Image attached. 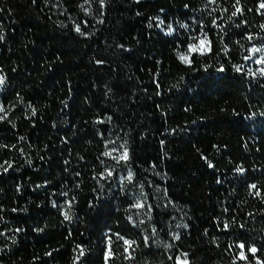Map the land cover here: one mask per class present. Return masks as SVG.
Returning a JSON list of instances; mask_svg holds the SVG:
<instances>
[{"label":"trees","instance_id":"obj_1","mask_svg":"<svg viewBox=\"0 0 264 264\" xmlns=\"http://www.w3.org/2000/svg\"><path fill=\"white\" fill-rule=\"evenodd\" d=\"M77 2L82 0H37L36 4L0 0V75L6 77L0 86V104L6 113L0 115H7L0 121V145L9 146L0 148V164L5 160L13 164L7 174L0 168V206L5 209L0 213L4 217L0 232L7 234L0 236V264H77V245L86 254L79 257V264H104L108 228L119 221L123 231L130 229L128 204L116 184L111 190L105 184L102 192H93L99 190L91 179L93 170H102L97 157L108 140L116 146L127 141L136 179L153 185L146 189L152 193L148 203L161 206L157 209L161 214L151 222L132 210L135 219L145 220L139 232L149 234L160 221L165 232L182 233L176 243L194 254L195 264H231L235 252L226 250L231 240L216 229L217 223L231 216L237 219L233 231L244 223L247 236L257 246L264 245V202L246 188L250 183L264 188V116L260 115L264 79L257 72L261 65L243 60L249 44L239 35L242 29L228 28L232 39L240 41H229L232 62L243 64L245 72L250 67L256 78L234 70L222 75L214 67L208 73L202 68L192 71L177 59L174 41L185 35L179 23L195 27L193 18L207 22L209 17L202 11L206 0H105L102 17L98 0H93L88 17L72 6ZM233 2L223 0L230 9ZM259 2L241 0L245 9H252L242 19L248 21V31L264 36ZM65 8L70 19L61 14ZM165 16L166 23L177 28L175 36H165L156 27V17ZM81 19L89 21L87 38L74 31V23ZM211 38L218 46V36ZM254 43L264 41L254 39ZM121 44L130 51L122 50ZM98 59L105 63L97 64ZM218 62L224 61L215 55L203 61ZM253 112L256 115L247 118ZM107 115L113 116L111 123H95ZM97 130L104 133V140ZM201 154L214 168H208ZM237 166L246 169L243 177L235 171ZM117 171L120 177L127 174V169ZM217 178L222 183L217 184ZM163 189L172 203L164 199ZM63 191L68 196H61ZM133 191L139 195V184ZM98 194L102 199L96 200ZM73 196L71 222L64 221L52 201L63 205ZM90 200L99 207L89 208ZM12 208L18 211L13 213ZM177 224L189 227L177 228ZM17 227L23 231L14 233ZM139 232L131 229L130 234L139 241ZM165 232L155 235L150 250L140 244L132 253L135 259L117 255L109 264H172L163 247L172 242Z\"/></svg>","mask_w":264,"mask_h":264},{"label":"snow or ice","instance_id":"obj_2","mask_svg":"<svg viewBox=\"0 0 264 264\" xmlns=\"http://www.w3.org/2000/svg\"><path fill=\"white\" fill-rule=\"evenodd\" d=\"M37 0H32L33 4H36ZM139 2V0H137ZM93 0H82V2L75 3L74 7L79 10H82L83 15L88 17L90 15V9ZM99 8L101 9L99 15L103 16V9L106 7L105 0H98ZM47 6V5H46ZM57 7L60 5L57 4ZM185 10H189L190 5H184ZM0 11H3L0 8ZM164 10L161 9V12ZM202 11L206 12L209 17L208 21L205 22L202 19L193 18V24L195 27H191L187 23H179V28L185 30V35L183 40H179L177 38L176 41V56L179 62L184 65L186 68L192 71H200L201 68L203 72L208 73L210 68H215V72L225 75L228 71L234 70L235 73L240 75H246L248 77L256 78L257 72L259 73V78L264 79V43H254V39H259L264 41V36H260L259 33L253 34L248 31V21L243 20L242 17L245 14V11H252V9H245L241 3V0H234L231 5V9L227 6H224L223 0H206L204 9ZM261 15H264V0H260L259 7L257 9ZM219 13V14H217ZM62 15H68L70 19V15L67 13V8L65 11L61 13ZM137 16L141 15L140 12L136 13ZM151 19V18H150ZM158 23L156 27L160 29L161 32L165 36H175L177 33V28L173 26L171 23H166L167 17L164 18L156 17ZM227 20V23H225ZM100 24H103V19H99L97 21ZM166 25L165 27H162ZM63 26V25H62ZM229 26H233L238 29H242L239 33L242 39L247 40L249 47H247L246 51L249 53L243 57L245 62L251 61L257 65H261L257 69V72H253L249 67L245 72L243 64H235L232 62L231 58V47L229 46V41L234 44H240L239 40H233V34H230L228 31ZM89 27V21L86 19H81L80 22L74 23V31L82 37L87 38L91 33L87 32ZM149 28L153 27V24H148ZM262 30H264V24L259 26ZM211 34H215L218 36V46L212 40ZM3 40V36H0V41ZM243 47V45H240ZM119 47L124 51H130L125 48L123 44L119 45ZM183 47V51L179 49ZM211 55H215L218 60H223L224 62H218L216 65H211L207 63H203V61L209 58ZM97 64H104L105 61L102 59H98L96 61ZM160 61H157V64H160ZM225 63L230 65V68L225 67ZM181 80L184 77H180ZM6 77L0 75V86L5 84ZM156 88V95H160L158 91L161 87L158 80L154 81ZM112 91L109 89V92ZM107 95V93H106ZM65 107H68L67 102L63 101ZM185 111H189V109H185ZM0 113H6V110L2 104H0ZM33 115H35V109H33ZM256 114L253 112L247 118L251 119ZM261 116H264V112L260 113ZM7 120V115H0V121ZM113 120L112 115H107L106 118H98L95 123L104 124L105 122L111 123ZM14 127V125H13ZM97 134L100 136L101 140H104V133L97 130ZM20 139H23L21 137ZM161 145L164 144V141H160ZM112 145V147H109ZM14 148L15 146H11ZM2 149H8V145H0ZM105 150L100 153L97 159L100 161V165L102 166V170L96 172L93 170L95 174L91 177L92 180H95L99 185V190L94 188L93 192H102L104 190L105 184L108 185L109 190H111L113 183L116 184L118 193L121 194L124 198V202L128 204V208L125 209L126 213V221L127 224L130 225V229L128 232H125L121 229L119 221H117L115 228H108V231L105 233L104 237V249L102 250L104 264H109L110 260H113L119 255L125 260H133L135 257L132 253L139 248L140 244H143L145 248L149 250L152 248V241L155 235L158 232H165L164 228L159 227L160 221H156L153 227L151 228V232L149 234H144L143 232H139V228L141 225L145 224V220H137L132 214V210H137L135 215H139L143 213L147 216L148 221H154L155 215H160L161 212H158L157 209L160 208V205H154L148 203V201L152 198V193L148 192L146 189L153 187L152 184H144L136 179L135 173L131 169V161L132 157L130 155V150L127 146V141L116 146V142L113 140H108L104 145ZM22 151V150H20ZM201 158L205 160L208 168H214V165L207 160L206 157L201 154ZM106 160H111L113 163L111 165L106 164ZM29 165L31 161H28ZM67 164L68 161H65ZM7 165V166H5ZM155 168V165L152 166ZM0 168L3 169V174L9 173V170L13 168V164L9 161L5 160L4 164H0ZM127 169V174L123 177L119 176L117 169ZM67 170V169H66ZM235 171L243 177L246 174V169L243 167L237 166ZM77 177L80 176V173H75ZM125 181L127 183H125ZM216 183L220 184L222 181L217 178ZM137 184H139L140 192L139 195H136L133 191ZM76 188H80L79 182L76 184ZM246 188L250 190L249 194L255 198H260L262 202H264V188L259 187L256 183L246 184ZM20 191L19 186H17V192ZM161 194L164 199L168 201V203H172L171 199L167 196V189L161 190ZM55 195V193H53ZM61 196H68L67 191H63L60 193ZM115 195V193L113 194ZM102 197L98 194L96 196V200H100ZM76 200V197L73 196L71 199L64 201V204H60L58 201L53 200L52 206L57 208L61 215L63 216L64 221L71 222V209L73 208V201ZM89 208L99 207L98 204L93 203L92 200L88 202ZM168 204L163 205V208H167ZM5 211V209L0 206V213ZM18 211L17 208H12L11 212L16 213ZM228 208L224 209L225 213H228ZM250 218L254 217V214L249 212L247 214ZM4 221V217L0 215V222ZM237 226V219L235 216H231L226 221H220L216 224L217 231L223 232L227 234L231 240V243L227 246L228 252H235V255L231 261V264H264V256L261 253H264V245L257 246V244L251 240L246 234V228L244 223H240L236 231H233V228ZM177 228H185L187 229L188 225H176ZM131 229H137L141 239L137 241L130 234ZM23 231L20 227L13 229L14 233H19ZM37 231H43V229H37ZM147 229H145V232ZM171 236V243H165L163 247L168 250L170 253L167 257L169 261H172V264H195L194 254L189 253L186 250H183L181 245H178L176 242L182 240V233L177 232H165V235ZM204 234L207 235V229L204 230ZM71 235V233H69ZM0 236H7L5 232H0ZM215 241V237L212 238ZM135 246V247H134ZM219 247V245H216ZM77 249L79 250V256L77 258V264H79V257H84L85 250L81 245H77ZM48 256H52V252L46 253ZM146 255H151V251L146 253ZM86 264V262H85Z\"/></svg>","mask_w":264,"mask_h":264}]
</instances>
